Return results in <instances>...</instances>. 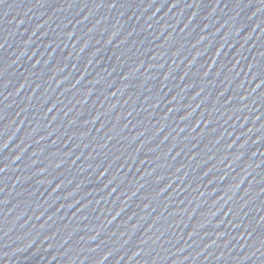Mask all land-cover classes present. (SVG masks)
<instances>
[{
    "label": "water",
    "instance_id": "1",
    "mask_svg": "<svg viewBox=\"0 0 264 264\" xmlns=\"http://www.w3.org/2000/svg\"><path fill=\"white\" fill-rule=\"evenodd\" d=\"M0 45V264H264V0H3Z\"/></svg>",
    "mask_w": 264,
    "mask_h": 264
},
{
    "label": "snow or ice",
    "instance_id": "2",
    "mask_svg": "<svg viewBox=\"0 0 264 264\" xmlns=\"http://www.w3.org/2000/svg\"><path fill=\"white\" fill-rule=\"evenodd\" d=\"M3 2V0H0V3H2ZM113 7H115V4H113ZM0 47H2V45H0ZM3 171V169H0V172H2Z\"/></svg>",
    "mask_w": 264,
    "mask_h": 264
}]
</instances>
